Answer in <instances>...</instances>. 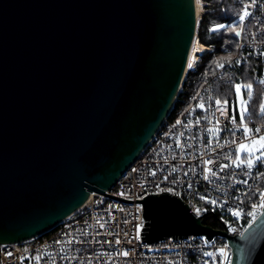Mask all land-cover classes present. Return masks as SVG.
<instances>
[{
    "label": "water",
    "instance_id": "water-1",
    "mask_svg": "<svg viewBox=\"0 0 264 264\" xmlns=\"http://www.w3.org/2000/svg\"><path fill=\"white\" fill-rule=\"evenodd\" d=\"M197 25L196 0H0V245L110 191L172 108ZM140 203L147 242L219 235L232 264H264V208L230 236L167 193Z\"/></svg>",
    "mask_w": 264,
    "mask_h": 264
},
{
    "label": "built area",
    "instance_id": "built-area-1",
    "mask_svg": "<svg viewBox=\"0 0 264 264\" xmlns=\"http://www.w3.org/2000/svg\"><path fill=\"white\" fill-rule=\"evenodd\" d=\"M229 3L234 17L231 25L235 26L230 35L233 47L225 48L229 57L219 64L223 67L217 66L211 81L225 85L251 84L264 92V0H256L254 5L251 0H229ZM246 5H251L248 8L251 15L241 23L239 17ZM205 6L209 8L211 4ZM236 31L241 33L239 37L235 35ZM200 44L195 34L188 58L189 63L194 57L193 66L189 68L187 63L178 92L181 95L178 105L172 106L147 146L110 191L103 195L91 193L80 208L41 235L0 245V264H204L208 258L203 252L221 248L227 257H217L220 264L230 260L231 249L223 236L214 235L211 239L205 235L169 236L156 242H147L144 238L148 220L143 217L140 202L153 194L167 193L179 199L202 223L213 217L217 224L209 227L230 236L241 234L252 222L248 212L257 216L261 209H253L252 204L261 203L258 193L264 191V175H260L264 173V164L256 163L251 172L246 167L233 166L238 144L243 138L234 98H219L211 84L194 91L185 87L186 74L196 72L201 56L215 49V45L206 46L208 50L201 54L195 49ZM244 70L249 77L247 82L243 81ZM243 94L246 97L247 92L243 91ZM263 96L257 107L251 104L254 102H249L257 110L256 114H246L247 127L261 129L259 134L253 131L254 137L264 135V115L260 112ZM217 99L229 102L227 116L216 110ZM200 103L205 105L206 111L197 106ZM232 116L236 123L230 122ZM205 160L213 163L205 165ZM221 165L229 167L221 170ZM205 168L211 171L205 172ZM205 175L208 180L204 179ZM201 196L220 204L227 203L223 208L213 207L201 200ZM229 207H239L244 212L236 218L227 212ZM138 225H142L139 239L136 238ZM117 239L119 244L115 243ZM123 252L128 256L121 255ZM22 257L27 259L22 261Z\"/></svg>",
    "mask_w": 264,
    "mask_h": 264
},
{
    "label": "snow or ice",
    "instance_id": "snow-or-ice-1",
    "mask_svg": "<svg viewBox=\"0 0 264 264\" xmlns=\"http://www.w3.org/2000/svg\"><path fill=\"white\" fill-rule=\"evenodd\" d=\"M197 3H201V0H197ZM256 3V0H251V4L254 5ZM251 5H246L244 7V9L242 10V14L239 17L240 22L242 23L246 17H248L249 15H251V13L248 11V8ZM232 29L234 31V25H223V24H218L215 25L214 27L210 28L209 31L215 32L221 29ZM236 36H240L241 33L236 31L235 32ZM193 58H190L189 63H188V67L191 68L193 66L192 60ZM237 63H239V61H237ZM218 67H223V65H218ZM264 82V81H262ZM242 88H244L247 92V98L245 99L243 94H242ZM252 85L248 84V85H239L237 84L235 86V92H236V104L234 106V110H238L240 113V125L243 126V138L241 139V142L238 144L237 150H236V156H235V161H233V166L236 168H240V167H246L247 170L249 172H251V170L253 169V167H255L256 163H262L264 164V135H257V136H253V131L256 134H259L261 132L260 128H256L255 130L250 129L247 127L246 123H245V119H246V114L248 112V103L249 101L252 99ZM216 105H217V111L221 112V115L227 116V105H228V101H221L219 99H217L215 101ZM223 104V107H221V105ZM199 108H201V110H207L205 108V105L203 103H200L197 105ZM260 112L262 115H264V102H262L260 104ZM232 123H236V119L235 116L231 117V121ZM177 123L179 124L180 121H177ZM196 123H199V119H197ZM217 124H219V121H216ZM209 131H212V129H209ZM217 131H219V129H217ZM241 153H245V158L241 159ZM258 153V154H257ZM213 161L211 160H205L204 164L205 165H209L212 164ZM229 167V165H221L220 168L221 170H223L224 168ZM211 171V169L205 168V172H209ZM214 174V173H213ZM152 175H155V172L152 173ZM185 175H187V173H185ZM260 175H264V173H260ZM165 180H167L168 178L165 177ZM205 180H208V176L205 175L204 176ZM163 182V181H162ZM172 183H176V181H172ZM242 183L247 184V181H242ZM156 187H159V185H156ZM191 188V184H189V189ZM169 191H171V189H168ZM161 191H163V189H161ZM245 196H249V193H244ZM260 199H261V203L256 204L253 203L252 204V208H264V191H261L258 193ZM201 200H204L206 203H210L211 205H213V207H216L217 205H219L220 207L223 208L224 204L227 203V201H224L223 204H220L218 201L216 200H208L206 197L201 196L200 197ZM197 214L200 213V209L197 208ZM227 212L230 213L233 217L239 218L243 212L244 209L236 207V208H227ZM249 216H252L253 219H256V216L253 212H248L247 213ZM101 227H103V225H101ZM142 227V225H138L137 226V234H136V238L139 239L140 236V228ZM125 235H127V233H125ZM71 242V241H69ZM116 244L120 243V240L117 239L115 241ZM250 255V252L248 253ZM7 255L11 256V253H8ZM121 255L123 256H128L127 252H123L121 253ZM203 256L208 258L204 261V264H220V261L217 259V257H227V253L224 251L223 248L215 251V252H210V251H205L203 252ZM24 259H27V257H22L21 260L23 261ZM37 260H39V257L36 258ZM226 264H232L231 260H227Z\"/></svg>",
    "mask_w": 264,
    "mask_h": 264
},
{
    "label": "trees",
    "instance_id": "trees-1",
    "mask_svg": "<svg viewBox=\"0 0 264 264\" xmlns=\"http://www.w3.org/2000/svg\"><path fill=\"white\" fill-rule=\"evenodd\" d=\"M204 4H211L210 8L205 11L198 20L196 36L199 42L204 46L215 45L213 52L201 56L196 72H188L185 77V84L189 90L194 91L202 88L206 84H211L215 90L216 96L221 99L233 97L234 84H221L212 82L211 78L217 66L227 57L229 52H225L226 47H233V41L230 37L232 29H222L213 33H209V29L218 24H225L233 21V8L229 0H201ZM235 28V26H234ZM226 32V33H225ZM225 35V37H223ZM229 34V35H228ZM227 38V39H226ZM226 39V42H225ZM245 73V70L242 71ZM243 81H249L248 75L245 73ZM181 95L177 96L174 102V108L178 105ZM257 101L256 105H259ZM256 116V115H253ZM204 225L216 226L217 222L213 217H208L203 221Z\"/></svg>",
    "mask_w": 264,
    "mask_h": 264
},
{
    "label": "rangeland",
    "instance_id": "rangeland-1",
    "mask_svg": "<svg viewBox=\"0 0 264 264\" xmlns=\"http://www.w3.org/2000/svg\"><path fill=\"white\" fill-rule=\"evenodd\" d=\"M202 2V1H201ZM198 11H199V16H198V20H199V18H200V16L205 12V11H208V10H206L205 8H208V7H204V3L202 2L201 4L199 3L198 4ZM202 8V9H201ZM210 8V7H209ZM223 25H231V22H229V23H225V24H223ZM222 30V29H221ZM218 31H220V30H218ZM233 31V30H232ZM216 32V31H215ZM226 33V32H225ZM225 35L226 34H224V36L223 37H225ZM229 35V34H228ZM227 39V38H226ZM226 39H225V42H226ZM195 49L197 50V51H199V45H196V47H195ZM229 57V55H227V57L224 59V60H226L227 58ZM223 60V61H224ZM249 83V82H248ZM237 84H239V85H242V86H244V85H247V84H241V83H236L235 85H234V95H233V98H234V102H235V104H236V92H235V86L237 85ZM243 91H246L244 88H242V94H243ZM251 92H252V99L249 101V102H254V103H251V104H255V106L257 107L258 105H256L257 104V101H261V95H264V92H262V91H259L258 90V88L256 87V86H253L252 85V89H251ZM243 96H244V94H243ZM245 99L247 98V95H246V97H244ZM256 102V103H255ZM262 102H264V96L262 97ZM251 104H249L248 103V112H247V114L248 113H250V112H252V113H254V114H256V112H257V110L254 108H252L251 107ZM238 111V110H237ZM238 113H239V111H238ZM239 116H240V113H239ZM258 154V153H257ZM245 153H241V159H244L245 158Z\"/></svg>",
    "mask_w": 264,
    "mask_h": 264
},
{
    "label": "bare ground",
    "instance_id": "bare-ground-1",
    "mask_svg": "<svg viewBox=\"0 0 264 264\" xmlns=\"http://www.w3.org/2000/svg\"><path fill=\"white\" fill-rule=\"evenodd\" d=\"M198 3L196 2V13H197V17L199 16V11H198ZM202 9V8H201ZM208 49L206 48V46H204V45H202V44H200L199 45V52L201 53V54H204V53H206V51H207Z\"/></svg>",
    "mask_w": 264,
    "mask_h": 264
}]
</instances>
